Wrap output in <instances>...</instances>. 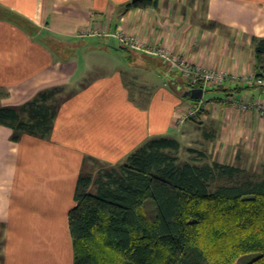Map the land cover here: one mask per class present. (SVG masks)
<instances>
[{
  "label": "crops",
  "instance_id": "0c3cea01",
  "mask_svg": "<svg viewBox=\"0 0 264 264\" xmlns=\"http://www.w3.org/2000/svg\"><path fill=\"white\" fill-rule=\"evenodd\" d=\"M126 1L0 0V7L37 27L30 32L0 18V89L9 95L0 104L17 106L44 90H66L55 94L64 101L48 139L23 133L13 141L11 129L0 124V264H73L68 213L87 157L116 163L156 135L177 139L179 151L201 152L209 162L237 166L263 154L264 116L228 99L264 104V89L242 81L257 74L252 37L264 38V0H159L145 9H127ZM118 33L136 36L143 48L127 45ZM94 42L169 75L171 89L157 84L137 102L117 70L105 76L80 71L75 52L81 45L94 50ZM148 46L194 67L226 70L229 80L206 86L224 96L183 106L179 92L187 90V80L146 52ZM197 106L203 107L197 119H178Z\"/></svg>",
  "mask_w": 264,
  "mask_h": 264
},
{
  "label": "trees",
  "instance_id": "16d2710c",
  "mask_svg": "<svg viewBox=\"0 0 264 264\" xmlns=\"http://www.w3.org/2000/svg\"><path fill=\"white\" fill-rule=\"evenodd\" d=\"M158 4L128 0L122 6ZM0 13V18L37 32L22 15L4 7ZM252 41L255 77L264 80V38L253 36ZM185 83L187 89L207 86ZM57 91H41L17 106L0 104V124L11 129V140L18 141L23 133L50 137L64 101ZM179 148L177 139L156 135L121 161L97 167L94 178L83 168L68 213L73 264H235L249 253L257 255L246 264H264V172L242 181L243 169L206 161L201 152L180 162ZM148 198L155 204L154 220L143 210ZM2 237L0 231V247Z\"/></svg>",
  "mask_w": 264,
  "mask_h": 264
},
{
  "label": "rangeland",
  "instance_id": "374dc122",
  "mask_svg": "<svg viewBox=\"0 0 264 264\" xmlns=\"http://www.w3.org/2000/svg\"><path fill=\"white\" fill-rule=\"evenodd\" d=\"M0 16H2L1 13ZM81 34L83 36L87 33L81 32ZM119 35L127 36L128 34L118 33V36ZM131 36L134 38V41H132L129 44V46L130 45L133 46L136 43V46L139 47L137 49H141V42L137 40L136 36L132 34ZM92 45L96 46L94 50H90L87 52V50L84 49L85 46L81 45L80 49L75 52V57L78 62L80 71H82V69L87 70V74H89L90 76H92L93 74L95 76H105L106 74L112 73L114 70H117L121 75L126 88H128V90L131 93V96L137 102L142 101L144 97H148L150 93L157 88L155 87L157 84H163V82H165L167 86L165 88L169 90L171 89V87H169L167 83L170 80L169 75L167 76L163 72H159V70H157L156 68H148L139 63L134 64L133 61L131 62V57H129L127 53H125V51H120V50L114 51L112 50L113 48L107 47L106 45H100L97 42H94ZM102 46L104 47L105 50L100 48ZM167 67L169 68V64L167 65ZM65 91L66 90L58 91L56 94L61 95L64 94ZM185 93L186 91H184L183 93L179 92V97L184 101L182 102L183 106L192 102V99L188 97ZM223 94H224L223 91L214 90L213 88L208 87L204 89L202 98L199 100L210 101L212 98H215L216 96L223 97L224 96ZM233 96L235 95H231L230 98H232ZM8 97H9L8 93L4 89L3 90L0 89V103L2 100L7 101ZM55 99L57 100V98ZM229 99L228 102L230 103ZM241 99L242 100L250 99L252 101V99L249 97H245ZM233 105L236 104L233 103ZM182 114H184V112L180 113V116L178 115L179 116L178 119L181 118ZM186 120H189V117ZM178 156H179V161L182 162V161L190 160L191 157L198 156V153L197 152L191 153L190 151H188L187 148L186 149L183 148L182 150L178 151ZM85 161L86 162L83 165V168L86 167L85 170L92 171L91 173L93 178L96 176V172L98 170L97 167H101V166L103 167L104 165H106V163H110L101 160L97 161L93 157H87ZM243 162L244 163H240V162L234 163L235 165L243 169L242 173L238 178L239 180L243 181L246 179H254L260 177L264 172V151L262 156L260 157L251 156L248 157L246 161ZM91 190H93V187H91ZM143 210L145 211L149 220L155 219V204L151 198L145 200ZM0 231L2 232L3 235L1 240L2 239L5 240V225L3 223H0ZM256 255H257L256 253L245 254L241 256L236 261L235 264H246Z\"/></svg>",
  "mask_w": 264,
  "mask_h": 264
},
{
  "label": "built area",
  "instance_id": "2783aa9c",
  "mask_svg": "<svg viewBox=\"0 0 264 264\" xmlns=\"http://www.w3.org/2000/svg\"><path fill=\"white\" fill-rule=\"evenodd\" d=\"M119 39L129 45L134 38L131 35L122 36L119 35ZM131 46V45H130ZM132 47L139 48L135 45ZM141 48L142 44H141ZM146 52L153 53L156 55L161 56L164 58L169 67L171 69H175L180 72L186 80L189 81L190 84H196L201 82L204 86L206 85H220L223 84L226 80H229L230 75L224 69L219 70H208L204 68L194 67L192 66L187 59L181 57L180 55L174 54L170 55L167 51L163 48H154L148 46L144 48ZM242 81L249 85H257L264 89V80L262 78H256L255 76L250 77H242ZM230 103H235L238 105L242 110L251 111L256 109L261 116H264V104L261 100L251 101L250 99H241L236 95L229 99ZM199 107H192L187 112L181 115L180 121L186 120L188 117H193L197 119L199 117Z\"/></svg>",
  "mask_w": 264,
  "mask_h": 264
},
{
  "label": "water",
  "instance_id": "95a60500",
  "mask_svg": "<svg viewBox=\"0 0 264 264\" xmlns=\"http://www.w3.org/2000/svg\"><path fill=\"white\" fill-rule=\"evenodd\" d=\"M188 97L192 99H201L203 95V88L202 87H193L186 90L185 93Z\"/></svg>",
  "mask_w": 264,
  "mask_h": 264
}]
</instances>
